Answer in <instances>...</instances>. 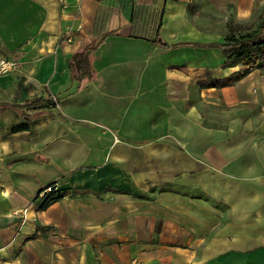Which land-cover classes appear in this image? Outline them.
<instances>
[{
	"label": "crops",
	"instance_id": "1",
	"mask_svg": "<svg viewBox=\"0 0 264 264\" xmlns=\"http://www.w3.org/2000/svg\"><path fill=\"white\" fill-rule=\"evenodd\" d=\"M221 5L0 0V264H264V67L210 85L238 66L184 43L219 41ZM37 95L57 100L20 107Z\"/></svg>",
	"mask_w": 264,
	"mask_h": 264
},
{
	"label": "trees",
	"instance_id": "2",
	"mask_svg": "<svg viewBox=\"0 0 264 264\" xmlns=\"http://www.w3.org/2000/svg\"><path fill=\"white\" fill-rule=\"evenodd\" d=\"M156 42L162 47L168 46V44L163 41L156 40ZM184 43L218 47L223 55L222 66H238V69L223 78L211 81L210 85L229 84L235 78L246 74L254 68L264 67V8L255 16V21L253 23L241 24L228 22L227 30L223 34V38L219 41L209 43L184 41ZM95 46L96 44L85 45L81 50L71 53L67 58V65L72 78H76L78 75L91 74L89 52H91ZM56 100V97L50 98L49 96L43 97L37 95L25 100L20 107L24 109L26 107H33L46 103L55 104ZM24 128V126L18 125L12 127V130L16 131ZM47 186L50 187L49 191L43 192L40 197H37V194L34 197L37 210L44 209L47 205L60 199L62 196V192L54 187L53 182L49 183ZM44 188H46V186L41 188L38 192L42 191Z\"/></svg>",
	"mask_w": 264,
	"mask_h": 264
},
{
	"label": "built area",
	"instance_id": "3",
	"mask_svg": "<svg viewBox=\"0 0 264 264\" xmlns=\"http://www.w3.org/2000/svg\"><path fill=\"white\" fill-rule=\"evenodd\" d=\"M76 27H78V24L76 25ZM70 30H71V25H67V26H65L64 30L62 31V38L65 41L71 40ZM15 60H16L15 57H11L8 59H0V72H6V71L10 70L11 68H13L15 65L14 64ZM54 187H55V185H54ZM49 189H50V187L46 186V188H44L42 191L38 192L36 196L40 197L43 192L49 191ZM18 218H20V220L22 222H24L25 217L23 216V212H21V214L18 216Z\"/></svg>",
	"mask_w": 264,
	"mask_h": 264
},
{
	"label": "rangeland",
	"instance_id": "4",
	"mask_svg": "<svg viewBox=\"0 0 264 264\" xmlns=\"http://www.w3.org/2000/svg\"><path fill=\"white\" fill-rule=\"evenodd\" d=\"M220 1H221L222 5L220 6V24H219V36H218L219 40L223 38V34L227 30V23L228 22L248 24V23H253L255 21V17H253L254 14L252 15V17H250L249 19H246V20H234V19H232L230 16L231 13L227 12L229 10V4L223 5V0H220ZM222 14L223 15L228 14V16H227L228 18L225 20V22H222V20H221L223 17ZM5 58H7V57H5ZM15 120L18 121V118H15V117H14V119L12 118L11 124H13L15 122Z\"/></svg>",
	"mask_w": 264,
	"mask_h": 264
}]
</instances>
